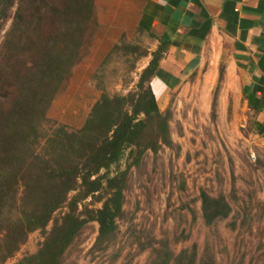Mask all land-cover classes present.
<instances>
[{
    "label": "trees",
    "instance_id": "obj_1",
    "mask_svg": "<svg viewBox=\"0 0 264 264\" xmlns=\"http://www.w3.org/2000/svg\"><path fill=\"white\" fill-rule=\"evenodd\" d=\"M14 3L0 41V264L34 231L42 237L38 248L19 264H60L88 221L98 224V243L114 235L129 170L147 149L172 144L168 115L150 85L159 56L141 70L134 90L100 88L81 127L60 126L42 136V120L98 26L95 0H0L1 19ZM120 47L114 44L111 52L122 49L135 59L147 54L136 44ZM88 197L101 205L87 207ZM199 200L206 224L231 212L224 195L202 190ZM158 242L148 264H195L194 247L175 254L167 240ZM199 264L208 263L202 258Z\"/></svg>",
    "mask_w": 264,
    "mask_h": 264
},
{
    "label": "rangeland",
    "instance_id": "obj_2",
    "mask_svg": "<svg viewBox=\"0 0 264 264\" xmlns=\"http://www.w3.org/2000/svg\"><path fill=\"white\" fill-rule=\"evenodd\" d=\"M102 6L96 9L98 26L91 29L80 59L42 120V136L60 126L68 131L81 127L100 88L126 94L136 87L144 56L135 59L122 49L112 53L111 47L136 44L138 52H144L147 42L139 33L120 32L119 26L111 30ZM15 7L16 3L0 18V41ZM207 68L206 64L183 73L182 82L157 99L161 112L168 115L172 144H162L156 152L147 149L139 165L129 170L114 235L98 243V224L88 221L60 264H148L160 240H167L175 254L194 247L195 264L202 258L208 264H264V143L255 135L225 63L217 72ZM202 190L226 197L231 204L228 217L204 222ZM83 204L101 205L91 197ZM41 239L40 232L30 233L3 264H19L37 250Z\"/></svg>",
    "mask_w": 264,
    "mask_h": 264
},
{
    "label": "crops",
    "instance_id": "obj_3",
    "mask_svg": "<svg viewBox=\"0 0 264 264\" xmlns=\"http://www.w3.org/2000/svg\"><path fill=\"white\" fill-rule=\"evenodd\" d=\"M95 5L98 11L103 5L110 29L139 33L147 42L142 69L154 53L159 56L150 81L156 99L182 82L194 59L193 68L207 64L210 73L225 63L264 143V0H95Z\"/></svg>",
    "mask_w": 264,
    "mask_h": 264
},
{
    "label": "water",
    "instance_id": "obj_4",
    "mask_svg": "<svg viewBox=\"0 0 264 264\" xmlns=\"http://www.w3.org/2000/svg\"><path fill=\"white\" fill-rule=\"evenodd\" d=\"M197 61H198V58L194 59V60L191 62V64L189 65L188 70L193 69V67H194V65L197 63Z\"/></svg>",
    "mask_w": 264,
    "mask_h": 264
}]
</instances>
